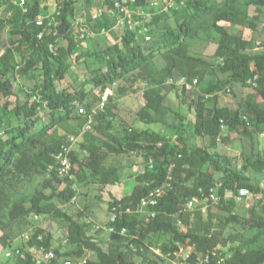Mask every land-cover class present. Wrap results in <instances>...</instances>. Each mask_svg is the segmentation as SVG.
Returning <instances> with one entry per match:
<instances>
[{"label":"trees","instance_id":"16d2710c","mask_svg":"<svg viewBox=\"0 0 264 264\" xmlns=\"http://www.w3.org/2000/svg\"><path fill=\"white\" fill-rule=\"evenodd\" d=\"M0 1L9 3L13 12L11 16H8L9 11L0 17V46L9 25L14 35L0 49V240L4 249L19 248L26 255L25 264H35L29 248L50 246L52 235L45 234L39 227L21 247L12 248L11 224L31 216L52 215L70 222L68 239L78 246L79 256L87 252L95 255L84 264H160L151 259L147 243L155 234L172 235V244L165 246V254L177 252L180 245L189 244L195 247L191 256L195 261L199 251L207 253L217 250L218 245L231 243L233 255L227 264H264V246L259 245L264 238V212L254 207L242 216L230 205L226 195L229 190L238 192L240 188L248 187L264 196V189L256 187L250 177L240 171L227 173L228 178L222 181L206 169L214 160L210 150L217 146L216 140L219 141L223 126H242L244 134L250 138L264 133V49L251 53L247 49L251 42L229 29L248 24L254 27L255 21L264 14V0H174L171 5L163 3L152 18H146L150 40L127 24L123 31L116 28L120 17L115 7L118 0H103L100 15L91 12L87 0L86 22L93 32L87 38L80 37V26L72 19L76 12L74 0H62L58 4V33L53 28L48 29L41 38L39 33L44 27L37 26L36 18L46 10L43 0H28L29 12L26 14L9 0ZM147 4L150 0H135L132 6L143 8ZM178 14L182 19L172 23L171 19ZM136 18L140 19L138 15ZM251 19L254 22L250 23ZM45 21L48 25L49 20ZM214 36L220 39L219 70L227 75L223 81L203 87L202 95L192 104L196 112L195 133L209 137L212 145H192L189 135L184 133L176 140L153 133L152 141L148 143L142 138V130L131 129L112 152L142 151L146 153L145 168L151 157L155 164L145 173V168L142 170L129 194L111 200L109 207L113 211L116 208L117 219L109 225L115 227L116 232L110 233L105 249L94 236L86 233V226L55 203L60 196H67L70 201L75 198V178L62 177L57 170L56 155L63 141L70 135L79 134L78 127L69 122L79 119L82 126L94 116L100 123H105L108 107L97 112L94 106L102 100L109 85H115L125 77H131L137 84L179 71L203 83L207 71L199 65L208 62L192 55L190 48L197 39L208 40ZM258 46H264V42H259ZM250 79H255L257 86L250 84ZM235 84L254 89L239 108L209 107L207 97ZM145 96L147 102L139 114L144 122L154 123L157 121L154 114L160 111L163 97L155 87L146 91ZM81 108L84 113H80ZM62 129L66 132L62 133ZM85 149L87 155L82 159L76 150L71 153L75 177L85 179L87 168L102 185L117 183V168L105 166V157L99 153V147L90 145ZM244 168L264 174V156L249 158ZM46 173L50 176L42 181L28 201L20 194L14 195L25 182ZM169 176H172L169 190L157 205L149 204L144 211L142 199L162 186ZM64 183L67 185L61 191L58 186L62 187ZM212 193L220 197L218 204L209 198ZM194 197L202 203L190 209L187 203ZM235 201L238 203L236 196ZM212 204L230 214L213 211ZM176 218L185 225V230L180 229ZM230 227L256 229L257 232L253 236L232 233L226 237ZM124 228L127 233L122 234ZM39 235H43V240ZM209 264H221V260L212 256Z\"/></svg>","mask_w":264,"mask_h":264},{"label":"rangeland","instance_id":"374dc122","mask_svg":"<svg viewBox=\"0 0 264 264\" xmlns=\"http://www.w3.org/2000/svg\"><path fill=\"white\" fill-rule=\"evenodd\" d=\"M62 0H51L47 2L43 0L46 10L41 15H54L59 11V3ZM75 1V0H74ZM79 1V2H78ZM75 2V14L72 19L75 23L83 21L87 24V13L83 10L84 0ZM87 1V0H86ZM92 13L100 15L102 10L103 0H89ZM88 3V1H87ZM134 3V2H133ZM163 3L174 4L173 0H150V4L145 5L143 8L132 6L136 12H140L148 19L152 18L154 12L159 11ZM11 5L6 1H0V17H4L6 12L10 11ZM14 9V12H16ZM12 10V9H11ZM139 15V13H137ZM182 15L178 14L171 19L172 23L181 20ZM254 22L253 19L250 23ZM255 26H231L229 29L235 35L239 36L245 41H250L252 45L248 46V50L255 54L262 51L264 46H258L259 42L264 41V14L260 20L255 21ZM88 25V24H87ZM89 26V25H88ZM118 30L125 29V23H118ZM80 30V29H79ZM213 36V35H212ZM14 37L12 26L9 25L3 33V44L0 46L4 48L5 44L11 41ZM143 37V36H142ZM220 39L213 37L208 40L197 39L194 41L190 48L192 55L200 57L208 62V64H200L201 69H206L207 76L203 83L198 82L193 88L187 89L179 84L171 82L170 78L177 79L178 77L185 76L179 71L174 72L170 76H160V78L150 81H141L134 84L131 77H125L115 85H109L104 95H108L106 107H108V114L105 123H100L94 116L91 118L92 129L85 131L84 127L80 126L79 119H72L69 123L78 127L79 134L77 140L72 143L74 150L78 152L80 158L87 155L85 147L96 145L99 147V153L105 157V166L117 168V171L123 168L119 173V181L108 185H102L98 182L97 177L92 176V170L86 168L87 177L80 180L77 176L74 181L75 198L69 200L67 196H60L55 200V203L66 213L77 220L82 226H86V233L94 236L98 243L105 249L108 248V242L111 238L109 231L110 223L112 222L113 210L110 209L109 204L113 198L118 199L122 191H126L137 183V177L146 167V153L142 151H130L125 154H117L112 152L113 147H118L124 137L131 133V129L142 130V138L146 142L152 141L153 133H161L167 136L170 140H176L179 134L184 133L189 135V140L192 145H200L210 147L212 140L209 137L197 135L195 133L193 123L196 120L195 106L192 104L199 99L202 95V88L207 87L209 83L221 82L227 74L220 71V58L218 56V43ZM188 77V76H186ZM189 78V77H188ZM192 82V78H189ZM20 82V80H19ZM18 82V83H19ZM156 88L161 91L162 106L159 112L154 114L157 121L154 123H146L142 120L139 111L147 102L146 91L151 88ZM254 91L253 87L249 85L235 84L232 87H227L225 90L207 97V104L209 107L214 106H228L231 108H239L247 95ZM103 95V97H104ZM102 100L97 102L94 106L95 111H99ZM111 97V98H110ZM107 109V108H106ZM81 113V112H80ZM187 126V129H186ZM186 130V131H185ZM188 130V131H187ZM65 133V130H61ZM186 132V133H185ZM75 135V134H73ZM217 146L210 151L214 155V160L207 164L206 169L212 173L217 179L222 181L226 180L229 172L240 171L248 175L256 187L264 189V174L249 168L245 170L244 166L247 164L249 158H256L264 156V133H257L253 138L244 134L242 126L237 128H229L223 126L219 134V141L216 140ZM214 143V142H213ZM79 170V166H76ZM50 174L39 175L32 180L24 183L23 186L16 189L14 195L20 194L21 197L27 201L35 192L37 187L41 186L42 181L49 177ZM131 180H128L130 179ZM122 184L121 185H119ZM66 183L58 188L62 191L66 187ZM111 188L115 189V193L111 192ZM117 188V189H116ZM119 189V191H118ZM108 190L109 193H108ZM50 190H48L49 192ZM252 191V195L242 202H236V190L227 191V199L231 206L235 207V211L246 216L250 209L258 207L264 212V196L263 193ZM65 192V191H64ZM67 194V193H66ZM206 202V201H205ZM202 203L198 200L196 204ZM204 203V202H203ZM213 211H219L225 215L230 213L221 211L217 205L212 204ZM147 207H143L147 211ZM207 208V207H206ZM181 230H185L178 218ZM70 222L65 218L54 216H31L28 219L19 220L11 224L10 238L13 243L12 248L21 247L25 242L26 236L34 233L37 228H43L45 234L52 235V244L55 247L57 258L52 262L45 264H63L65 257H71L77 264L83 263L87 259H94L95 255L91 252L85 253L83 256L78 255V246L73 245L68 239ZM1 231V229H0ZM100 231H104L103 233ZM257 230H244L242 227H230L226 231V237L233 235L232 233H239L240 235L253 236ZM43 236V235H39ZM173 237L170 234H155L152 235L147 243L150 245V257L152 260L159 261L160 264H184L188 256H192L195 247L189 244L180 245V250L177 252L164 253L166 245L171 246ZM264 246V238L259 243ZM231 243L226 246L218 245L216 247L220 256L223 258L221 264L231 259L233 253L231 252ZM30 252L34 255L38 254L37 247H30ZM28 250V251H29ZM6 249L0 240V264H25L26 255L22 253L20 256L9 258L6 256ZM205 253L199 251L194 264H206L204 261Z\"/></svg>","mask_w":264,"mask_h":264},{"label":"built area","instance_id":"2783aa9c","mask_svg":"<svg viewBox=\"0 0 264 264\" xmlns=\"http://www.w3.org/2000/svg\"><path fill=\"white\" fill-rule=\"evenodd\" d=\"M14 6L20 7V9L22 10V13L26 14L29 12V6H28V0H9ZM135 0H118L115 3V7L119 13V23L120 22H124L125 24H127L131 29H136L138 31V33L140 35L145 36L146 40H150L151 36L148 34V30L149 27L146 25V21H147V17L146 15L140 13V12H136L133 8H132V3ZM174 1V0H173ZM139 13V15L137 14ZM13 14L12 11H10L8 13V16H11ZM60 15V11H58L56 14L52 15H39L36 18V24L37 26H42L44 27V30L41 31L39 33V38L43 37L44 35V31L48 30V29H54L56 32L58 33V28L60 25L59 20L57 19V16ZM136 15H138L140 17V19L136 18ZM45 20H49V24L46 25V21ZM78 26H80V37L81 38H87L90 37L93 32L91 31V29L89 28V26L84 23L83 21H80L79 23H77ZM264 49V47H262ZM171 82H174L175 84H179L187 89H191L193 88L198 82L199 80L197 78L192 79V82L190 81V79L186 76H181L178 77L177 79H174L173 77L170 78ZM249 83L257 86V82L255 81V79H250ZM108 100V95H104L103 97V101L101 102L100 108L101 110L106 108V103ZM81 113H84L85 110L84 108L80 109ZM91 118L90 117L89 121L87 122V125L84 127L85 131H89L90 129H92V125H91ZM245 120H247V116L244 117ZM77 140V136L76 135H70L69 137H67L56 157H57V170L60 176L68 178L70 180L75 178V175L73 173V169H74V164L71 158V153L74 150V148L72 147V143H74ZM154 159L151 157L148 161V168L144 169L143 172H147L151 169L154 168ZM171 180H172V176H169L168 180L162 185L157 187L148 197H145L142 199L141 201V207H146L149 204L152 205H157L160 198L164 195V193L169 190V188L171 187ZM202 191V189H201ZM252 195V191L250 188L248 187H242L238 190L237 194H236V200L238 202H242L244 200H246L248 197H250ZM213 203L218 204L220 202V197L218 195H216L215 193H212L209 197ZM198 201L197 197L191 198L188 203H187V207L192 209L194 208L196 202ZM117 219V212H116V208H114L113 211V217H112V221H115ZM109 231L111 233L116 232L115 227L110 226L109 227ZM122 234L127 233V229L124 228L121 231ZM31 236L27 235L26 236V240L28 241L30 239ZM39 239L43 240V236H39ZM38 248V254L34 255L33 261L35 262V264H45L48 262H52L54 259L57 258V254L55 251V247L53 245L50 246H45V245H40L37 247ZM6 256L9 258H14L16 256H20L22 254L21 249H9L6 250ZM212 256H218L219 259L223 260V258L220 256V253L217 250L214 251H209L207 253H205L204 255V261L206 264H209L211 262V258ZM86 261H83L84 264ZM63 264H77L73 258L71 257H65L63 260ZM184 264H194V261L192 260V257L189 255L188 258L186 259V261H184ZM225 264H227L225 262Z\"/></svg>","mask_w":264,"mask_h":264},{"label":"crops","instance_id":"0c3cea01","mask_svg":"<svg viewBox=\"0 0 264 264\" xmlns=\"http://www.w3.org/2000/svg\"><path fill=\"white\" fill-rule=\"evenodd\" d=\"M46 1L49 2V1H51V0H46ZM77 1H78V0H75V2H77ZM84 1H85V2H84V4L82 5V6H83L82 8H83L84 11H86V13H88V11H87V10H88V9H87V6H88V5H87V1H86V0H84ZM78 2H79V1H78ZM81 4H82V0H81ZM88 8H89V7H88ZM116 28L119 29L118 26H117ZM261 42H264V41H261ZM218 107H221V106H218ZM120 171H123V168H121ZM120 171L118 170V176H119ZM128 180H131V178L128 179ZM117 184H118V183H117ZM136 184H137V183H135V184L132 186V188H129V187H128V189H127L126 191H125V190H124V192L122 191L121 196H120V195H116V196H118V198H122V197L126 196L127 194H129V193L132 191V189L134 188V186H135ZM119 185L122 186V184H120V183H119ZM116 189H117V188H116ZM109 191H110V190H108V193H109ZM118 191H119V189H118ZM111 192H113L114 194H116V193H115V189H112V188H111ZM119 192H120V191H119ZM101 232L103 233L104 231H101ZM1 235H2V231H0V237H1Z\"/></svg>","mask_w":264,"mask_h":264}]
</instances>
